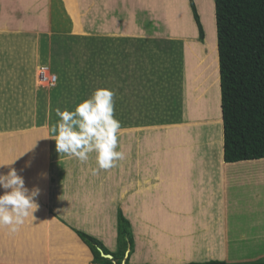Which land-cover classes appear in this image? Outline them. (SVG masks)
Wrapping results in <instances>:
<instances>
[{"label": "rangeland", "instance_id": "obj_1", "mask_svg": "<svg viewBox=\"0 0 264 264\" xmlns=\"http://www.w3.org/2000/svg\"><path fill=\"white\" fill-rule=\"evenodd\" d=\"M64 1L72 9L69 10V14L74 34L69 33L66 19L62 17L53 18L55 23H51V29L47 32H0V172L7 173L10 168H15L17 171L24 169L20 174L25 178L26 186L30 189L34 186L39 187L41 195L38 197V202L45 200L57 214L56 216L49 213L50 217L53 215L59 220L52 225L54 228L73 227L92 238H103L107 242H112L115 232L114 218L116 216L117 219L120 212L121 216L128 220L132 237L135 238L133 250L128 259L129 263L145 264L148 261V247L152 250V258L156 262L160 255L166 258L171 255V252H185L189 247L183 240L188 241V238L182 233L188 230L187 233L196 236L197 233H213L221 247L214 248L208 245L201 250L206 253L211 251L212 255L216 253L214 257L218 258V261L242 262L257 259L256 257H238L231 255L229 251L228 256L225 257L220 226L217 220L212 219L217 207L218 188L215 185V179L219 168L217 159L221 133L217 128L219 124H216L215 120L210 124L206 121L209 117L218 116L216 98L208 99L215 93L209 89L212 81L209 75L211 76L212 70L216 71L213 77L217 80L216 89L219 90L218 69L208 66L210 63L216 65L214 61H218L215 37L211 27L207 26L204 45L207 47V52H203L199 44H194L192 41L184 42L182 55L185 52V58L182 56V62L187 65L184 63L180 65L181 48L177 45L164 49L161 48L160 43L159 49L151 53L150 57L143 56L142 63L152 67L147 69L150 80H144L145 83H142L140 77L141 69H145L143 66L133 63L121 64L118 62L121 59H118L117 55L115 57L110 55L112 52L110 50L97 49L94 50L95 53L91 49L87 50L85 36L76 34L85 33L88 18L83 11L80 13L76 10L74 0ZM199 1L201 13H204L202 0ZM25 3L31 4L35 9L33 0H25ZM36 6L42 9L43 3H38ZM40 15L37 14L35 19L43 20L41 11ZM205 22L209 25L207 20ZM3 27L0 31L5 30ZM209 39L213 44L208 45ZM131 57L132 54L126 58V61L133 62ZM190 59L193 61L191 67H200V70L196 68L195 71L194 67H192L194 70L189 67ZM41 65L48 67L47 69L56 76L54 86L47 88L38 85L37 74ZM207 67L211 72L205 71ZM180 71L183 87L180 98L181 107L179 103ZM197 72L200 75L202 73L201 78L197 76ZM193 73L194 75L191 76ZM135 74L138 80L135 79ZM205 77L206 81L203 82ZM196 78L199 80L197 84ZM186 79L189 81L187 82ZM190 82L195 85L189 86ZM191 85L200 87L197 89ZM99 87L110 88L116 93L115 116L121 122L122 129L128 131L125 132L126 135L130 133L129 130L153 124H156L153 127L167 128L161 131V136L156 143L150 131L142 130L141 141L139 140L141 151L146 147L149 148L148 145L151 143H155L153 144L154 152L161 151L159 161L163 183L159 186L161 193L160 190L156 191L158 198L153 193H147L146 188L136 186L135 177L132 174H126V171L131 173L127 168H134L131 156H134L136 150L135 141L130 136L119 137L118 150L125 154L121 162L124 163L126 171L123 167L118 168L117 164L110 170H100L94 175L91 171L96 166L94 154L88 163L82 164L76 159L59 155L56 151V142L50 138L52 127L59 120L56 110H73L79 102L90 97ZM193 92L194 95L200 93V96L196 95L195 100ZM218 95L220 97V92ZM191 98L193 100H190ZM197 99H201L199 103ZM189 101H192L194 106ZM201 108H205V112ZM188 110H191V113ZM211 111L213 113L209 114ZM197 115L200 121L176 127L180 128L178 131L168 127L167 123H173L182 118L187 120L190 119L189 116L191 119L193 117L196 119ZM192 124H198V126L195 128ZM136 136L133 135V138ZM178 136L183 137L187 143H175ZM188 154L190 159L187 158ZM14 160L16 161L10 165ZM26 162H30L29 167H25ZM151 167L154 168L153 165ZM259 169L263 170L264 164ZM35 170H38V176L33 177ZM41 173H46V177L41 176ZM171 183L180 187V191L178 188L176 190L181 199L174 204L173 210L165 208V205L169 203L167 200L177 197L173 194L176 190H170ZM150 186H148L149 189ZM208 187L207 192H203ZM2 193L3 189H0V194ZM123 199L125 202L122 203L121 209L115 208ZM34 215L35 223H47L48 219L45 213L44 216L41 215L40 208ZM192 220H199L198 223H203L204 227L192 225ZM29 221L33 223L31 217ZM64 221L69 226L65 227ZM73 228L70 229L71 232L82 242L77 235L78 231ZM35 229L36 235L43 243L36 244L32 237L28 238L31 245H27V248L31 253L33 252L29 258L32 259L35 256L45 258L42 256L43 247L47 248L44 239L48 237L40 228L35 227ZM198 229H200L199 232ZM21 230L26 232L23 228ZM29 234L32 235L31 232ZM10 237L12 236L6 229L0 230V264L26 263L21 259L20 253L17 254L21 240L17 244L12 242ZM227 243L230 245V242ZM236 243L244 242H231V244ZM51 245L52 242L48 244V246ZM88 251L90 252L89 249ZM90 255L91 260L89 259L87 263L94 264L91 252ZM125 255H128V251ZM6 257H8L7 261ZM47 259L50 260L48 257ZM190 259L189 257L180 264L189 261L197 262ZM27 263L31 264L30 261Z\"/></svg>", "mask_w": 264, "mask_h": 264}, {"label": "crops", "instance_id": "obj_2", "mask_svg": "<svg viewBox=\"0 0 264 264\" xmlns=\"http://www.w3.org/2000/svg\"><path fill=\"white\" fill-rule=\"evenodd\" d=\"M192 1L203 32V40L201 42L198 40V31L192 17L188 0H74L76 10L80 11V13L83 11L88 18L85 33L76 35L85 36L87 50L91 49L93 52L97 49H103L104 51L110 50L112 51L110 55L112 54L113 57L117 55L118 59H121V61L118 60L121 64L133 63L134 65H138L140 67L143 66L146 70L141 69L140 79L142 80V83H145L144 80H150L147 69H151L152 65L148 66L143 64L142 57H150L151 53L156 52L157 49H159L160 43L162 46L161 48L164 49L172 48L173 45H177L178 48H181V65V56L185 41H192L194 44H199L201 45V48H203V52H207V47L204 45L207 26H209L214 33V42L217 49L214 0H202L204 13H201L199 8V3L201 2L199 0ZM38 3H43L42 9L36 6ZM33 6L35 9H33L31 4L25 3V0H0V28L6 25V27H3L5 30L0 32H47L51 29V23H55L53 18L62 17L66 19V27L69 33H73L70 18L71 15L69 14V10L72 9L67 3H65L64 0H35V4L33 0ZM40 11L43 15V20L41 21L35 19L37 14L40 15ZM205 20L209 22V25L205 22ZM209 40L211 42V39ZM210 44L213 43H208V45ZM211 51L210 47V52ZM131 54L133 62H127L126 58L131 56ZM217 62V60L216 62L214 61V64L216 63L217 66L213 65L216 67V70L218 69ZM208 65H211V63ZM135 79L138 80V76L136 74ZM181 81L182 74L180 71V107ZM218 92L219 90L217 91V95ZM217 95H215L214 98H217L219 107V97ZM190 120L187 119V121ZM192 121H194L193 123H197L200 119H193ZM206 121L210 124V122H208L209 119ZM178 122H180V120L173 123L177 124ZM154 125L156 124L146 127L143 126L140 129L129 130L130 133L128 135L125 133L128 131H122L120 135L121 137L130 136L136 144L134 156H131L134 168H127L131 172L129 173L126 171V167L123 166V162L118 161L117 164L118 168H125L126 174H132L135 177L134 184L136 186L140 185L142 189L146 188L147 193H153V195L158 198L156 191L160 190L161 193L162 190L159 186L163 183V179H161L162 172L160 171L161 163L159 161L161 151L154 152L155 150L153 144H155L156 140L160 138L161 131L167 128L153 127ZM192 126L196 128L198 124H192ZM218 126L219 127L217 128L221 133L219 140L220 151L217 159L219 168L215 179V185L218 188V192L216 193L217 207L215 208V214L212 216V219L215 221L217 220L218 226H220L223 238L222 250L225 257H227L230 252L231 255L238 257L246 256L256 257L257 259L264 258V169H259L263 167L264 159L224 163L221 119ZM142 130L150 131L153 135L155 143H151L148 145L150 146L149 148L146 147V149L141 151L139 147V140L141 141ZM178 130L179 129H174L173 131ZM133 135L137 136L133 138ZM179 142H186V140H184L183 137L178 136L175 143L178 144ZM143 154L146 155L144 156ZM187 158H191L189 154ZM151 165H153L154 168H152ZM261 170L262 172H260ZM37 172L38 170H35L33 177L38 176ZM18 174H20V170H18ZM122 174L124 175V172ZM171 185L172 188L170 190L180 188L174 183H171ZM148 186H150V189ZM208 189L209 187L203 192H207ZM173 194L177 197L173 199L170 198V201L167 200V203H169L165 205V208L169 210H173L174 204L181 200L177 190ZM40 201L38 203L40 204L41 215L44 216L45 213L46 218L48 219L47 223L38 224L35 222L31 223L29 221L22 227L26 230V232L21 230L20 233L11 235L12 237H10V240L12 242H17V244L21 240L19 252L17 251V254L20 253L19 255L22 257L21 259L23 262L26 261V263L23 264H28L27 261H30L31 264H88V260H91L90 252L87 247L71 232L70 229L73 227L66 229L54 228L52 225H54L56 220H59L51 214L50 217L49 213L56 216L57 214L52 210L49 203L45 200ZM123 202H125L124 199L119 203V205H116L115 208L121 209ZM198 221L199 220H192L191 224L201 225L204 227L203 223H198ZM114 223L115 232L112 242H107L103 240V238L93 237L97 239L110 253H114L117 248L116 216L114 218ZM66 225L68 224L64 221V226L66 227ZM35 227L43 230L44 234L48 237L44 239V242L47 244V248L43 247L44 252L42 256H45V258L36 256L32 259L29 258L32 253L27 248V245H31L28 238L32 237L36 244L43 243L39 236L36 235ZM188 231L182 233L183 236L188 238V241L183 240L186 242L187 247H189L185 252H171V255L166 258H163L160 255L158 262H156L155 259L152 258V250L148 247V261L146 263L180 264L181 261L188 259L189 257L191 258L190 260H196L197 263L207 262L210 260L218 261V258H215L216 253L212 255L210 253L211 251L206 253L201 250L202 247H207L208 245L214 246V248L221 247L219 246V241L213 236V233H197L196 236L187 233ZM199 231L200 229H198V232ZM29 232H31V236ZM133 239L135 238L133 237ZM51 242L52 245L48 246ZM227 242H230V245ZM231 242L244 243L231 244ZM219 254L222 255L221 253ZM47 257L50 260H48ZM7 260L8 257H6V261ZM31 261H33V263ZM190 262L191 261L187 263Z\"/></svg>", "mask_w": 264, "mask_h": 264}, {"label": "trees", "instance_id": "obj_3", "mask_svg": "<svg viewBox=\"0 0 264 264\" xmlns=\"http://www.w3.org/2000/svg\"><path fill=\"white\" fill-rule=\"evenodd\" d=\"M188 2L201 42V25L193 1ZM214 9L223 161L236 163L264 159V0H214ZM118 214L114 253L106 250L97 239L77 232L90 250L94 264H121L122 261L123 264H133L128 261L133 250L129 222L120 212ZM126 251L128 255L124 258ZM99 252L112 259L101 257ZM187 264H264V258Z\"/></svg>", "mask_w": 264, "mask_h": 264}, {"label": "clouds", "instance_id": "obj_4", "mask_svg": "<svg viewBox=\"0 0 264 264\" xmlns=\"http://www.w3.org/2000/svg\"><path fill=\"white\" fill-rule=\"evenodd\" d=\"M115 95L112 89L99 87L73 110H56L59 120L50 135L56 142V151L82 164L88 163L94 154L96 166L91 169L94 175L100 170L116 167L117 162L125 158L124 152L118 150L123 129L115 116ZM29 166L30 162H26L25 167ZM41 176L46 177V173ZM0 189H3L0 194V230L17 234L30 217L33 222L36 220L34 214L40 208L41 189L27 187L25 178L15 168H10L7 173L0 172Z\"/></svg>", "mask_w": 264, "mask_h": 264}, {"label": "bare ground", "instance_id": "obj_5", "mask_svg": "<svg viewBox=\"0 0 264 264\" xmlns=\"http://www.w3.org/2000/svg\"><path fill=\"white\" fill-rule=\"evenodd\" d=\"M208 43H212V42L209 41ZM180 50H181V49H180ZM184 50H186V49H184ZM184 54H185V52H184ZM184 54L182 55L183 57H184ZM182 56H181V57H182ZM183 57H182V58H183ZM184 58H185V57H184ZM187 59H188V58H187ZM194 61H195V60H194ZM176 62H177V61H176ZM188 62H190V63H189L190 66H189V65H188V66L191 67V65H192L191 62L193 63V61L190 59V61H188ZM183 63H184V62H182V65H183ZM194 64H195V63H194ZM184 65H187V64L184 63ZM208 66L210 67V66H213V65H208ZM192 67H194V66H192ZM192 67H191V68H192ZM201 67H202V66H201ZM209 67H207V69H206L205 71H207V70L209 69ZM47 68H48V67H47ZM194 68H195V67H194ZM194 68H192V69L194 70ZM196 68L199 69L200 67H196ZM196 68H195V71L197 70ZM210 68H212V67H210ZM48 69H49V68H48ZM202 69H203V68H202ZM202 69H201V70H202ZM214 69H215V68H214ZM176 70H177V69H176ZM188 70H189V69H188ZM199 70H200V69H199ZM205 71H204V73H205ZM208 71H210V70H208ZM208 71H207V72H208ZM202 72H203V71H202ZM210 72H211V71H210ZM188 73H189V75H190L191 71L188 72ZM212 73H213V74H212ZM212 73H211V76L209 75V79H210V81L212 80V81H211V84L208 83V84L210 85V88H209V89H210V91H214V92H215L214 95H217L216 80H215V77H213V75L215 74V70H212ZM195 74H196V73H195ZM192 75H194V73L191 74V76H192ZM201 75H202V73H201ZM201 75H200L199 72H197V76H199V77L201 78ZM185 76H187V75H185ZM185 76H183V77L185 78ZM204 76H205V75H204ZM187 77H189V76H187ZM207 77H208V76H207ZM210 77H211V78H210ZM189 78H190V77H189ZM209 79H208L207 81H209ZM186 80H187V82L189 81V79H186ZM190 80H191V79H190ZM195 81H196V84H197L198 81H199L198 78H196ZM205 81H206V77H205V79H203V82H205ZM187 82H186V84H187ZM191 82H193V81L191 80ZM191 82L188 84L189 86H190V84H193V83H191ZM194 83H195V82H194ZM200 83H201V82H200ZM183 85H184V84H183ZM193 85H195V84H193ZM193 85H191V86L194 88L195 86H193ZM199 85H200V84H199ZM201 85H203V84H201ZM206 85H207V84L205 83V86H206ZM209 85H208V87H209ZM186 86H187V85H186ZM186 86H185L184 88H186ZM196 86H197V87H195V88H197V89L200 87V86H198V85H196ZM187 87H188V86H187ZM182 88H183V87L181 86V90H182ZM201 88H202V87H201ZM201 88H200V89H201ZM206 88H207V87H206ZM206 88H205V89H206ZM190 89H191V87H190ZM188 90H189V89H188ZM193 90H194V89H193ZM201 90H202V89H201ZM206 90H207V89H206ZM191 92H192V90H191ZM194 92H195V90H194ZM194 92H193V95H194ZM197 92H198V90H197ZM206 92H207V91H206ZM206 92H205V93H206ZM197 94H199V96H200V93H197ZM197 94H196V95H197ZM212 94H213V93H212ZM188 95L190 96V93H189ZM196 95L193 96V97H194V100H195V97H197ZM209 95H210V94H209ZM214 95H213L212 97H209L208 99L210 100V98H211V99L214 98ZM183 96H184V98H185V95H183ZM189 96H187V97H189ZM207 97H208V96H207ZM199 98H200V97H199ZM201 99H202V97H201ZM201 99H200V100H201ZM205 99H206V98H205ZM205 99H204V100H205ZM184 100H185V99H184ZM190 100H193V99L191 98ZM197 100H198V99H197ZM197 100H196V101H197ZM200 100H198V103L200 102ZM214 100H215V99H214ZM216 100H217V98H216ZM191 102H192V101H191ZM191 102L189 101V103H191ZM192 103H193V102H192ZM192 103H191V104H192ZM198 103H197V104H198ZM204 103H206V101H205ZM187 104H188V102H187ZM187 104H186V106H187ZM216 104H217V102H216ZM184 105H185V104H184ZM192 105H193V104H192ZM192 105H189V106L191 107ZM199 105H200V104H199ZM202 105H203V104H202ZM210 105H211V104H210ZM193 106H194V105H193ZM193 106H192V108H193ZM195 106H196V105H195ZM197 106H198V105H197ZM203 106H204V105H203ZM215 106H216V105H215ZM204 107H205V106H204ZM216 107H217V106H216ZM188 108H189V107H188ZM192 108H191V109H192ZM214 108H215V107H214ZM214 108H213V109H214ZM194 109H195V108H194ZM196 109H197V108H196ZM201 109H203V108H201ZM201 109H200V110H201ZM203 110H204L203 112H205V108H204ZM188 111H189V110H188ZM194 111H196V110H194ZM197 111H198V109H197ZM217 111H218V110H217ZM189 112L191 113V110H190ZM192 112H193V111H192ZM211 113H213V112H212V111L209 112V114H211ZM192 114H194V115L196 116L195 113H192ZM198 115H199V113H198ZM198 115H197L196 119L198 118ZM215 115H216V114H215ZM217 115H218L217 117H209V118H208V119H209L208 122L211 123L213 120H215V121H216V124H219V123H220L219 113H217ZM220 115H221V106H220ZM182 116H183V114H182ZM182 116H180V118H182ZM185 116H186V115H185ZM209 116H210V115H209ZM189 117H190V119H191V116H189ZM188 119H189V118H188ZM190 119H189V120H190ZM193 119H194V117H193L190 121H187L186 119L183 120V118H182V119H180V122H178L177 124H176V123H172V122L168 123V124H169L168 127H169V129H173V128H175V129H180V128H176V127H179V126H182V125H183V126H187V125H188L187 123H190V124H191V123L194 122V121H192ZM34 245H35V244H34ZM31 248H32V247H31ZM32 253H33V252H32Z\"/></svg>", "mask_w": 264, "mask_h": 264}, {"label": "built area", "instance_id": "obj_6", "mask_svg": "<svg viewBox=\"0 0 264 264\" xmlns=\"http://www.w3.org/2000/svg\"><path fill=\"white\" fill-rule=\"evenodd\" d=\"M37 74V83L42 87H52L56 84V76L46 66L41 65Z\"/></svg>", "mask_w": 264, "mask_h": 264}, {"label": "water", "instance_id": "obj_7", "mask_svg": "<svg viewBox=\"0 0 264 264\" xmlns=\"http://www.w3.org/2000/svg\"><path fill=\"white\" fill-rule=\"evenodd\" d=\"M99 253H100V256L103 257V258L112 259V257L110 255H105L102 252H99ZM125 257H126V255H125ZM121 264H123V263H121Z\"/></svg>", "mask_w": 264, "mask_h": 264}]
</instances>
